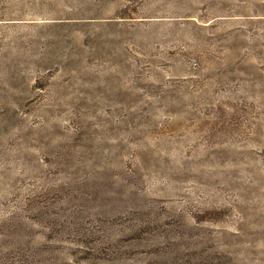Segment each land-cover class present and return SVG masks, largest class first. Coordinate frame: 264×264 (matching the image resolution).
<instances>
[{"label":"rangeland","instance_id":"374dc122","mask_svg":"<svg viewBox=\"0 0 264 264\" xmlns=\"http://www.w3.org/2000/svg\"><path fill=\"white\" fill-rule=\"evenodd\" d=\"M0 264H264V0H0Z\"/></svg>","mask_w":264,"mask_h":264}]
</instances>
